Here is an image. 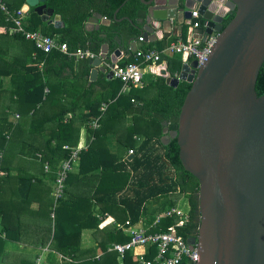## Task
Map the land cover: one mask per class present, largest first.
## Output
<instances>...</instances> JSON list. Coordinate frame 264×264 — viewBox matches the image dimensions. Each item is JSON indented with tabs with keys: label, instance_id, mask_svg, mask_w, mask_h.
<instances>
[{
	"label": "trees",
	"instance_id": "obj_1",
	"mask_svg": "<svg viewBox=\"0 0 264 264\" xmlns=\"http://www.w3.org/2000/svg\"><path fill=\"white\" fill-rule=\"evenodd\" d=\"M3 1L10 12L20 9L25 4V0ZM45 6L47 11H53V15L61 17L64 26L55 28L52 24L48 25L47 21L42 22L41 17L30 8L27 18L28 29L41 31L56 41L66 44L70 52L89 49L98 55L102 47L106 45L107 57L118 49L128 52L130 40L140 36L141 26L138 20L146 14V7L140 0H47ZM234 13L233 10L226 14L222 22L223 28L232 20ZM94 14L108 19L110 24L102 25L96 31L87 32L86 22ZM8 26L3 13L0 12V101L4 102L0 106V152L7 145L6 134L15 127L13 122L8 120L5 110L27 114L36 106L42 107L49 102V95L44 96L45 88L52 95L56 90L55 87L59 85L60 88L58 87L54 95H58V100L62 99L61 84L68 79H61V84L57 79H60L61 74L67 70L73 77L74 83L82 80L83 85L73 99L70 97V110H61V116L55 118L58 120L56 144L51 148L52 151L41 152L39 160H47L53 166L60 164L67 157V151L63 150L65 143H70L73 135H76L73 129L76 126L77 112L80 109L85 112L80 121L77 119V124L81 126L83 123L86 127L89 121L100 116V105L107 104V109L99 120V129L96 131L87 129L94 140L89 143L87 150L81 153L78 171L70 172L67 176L64 195L70 194V196L65 198L63 195L58 203L63 206L69 204L72 208L77 207L81 195L74 190L75 196H73L71 187L75 185L77 187L86 179H95L97 185L93 191L96 194L91 198L95 205L101 206L105 212L108 210L109 215L115 218L118 225L108 229V232L105 231L109 240L104 243V247L101 246L102 251L99 254L86 255L75 252L76 246L81 241L79 229L68 230L63 218L61 222L55 223V230L58 228L59 234L54 233L51 247L56 253L62 251L64 254L60 261L56 259V253L47 255V264H137L132 253H127L121 259L107 250L113 243L127 242L130 234L123 232L119 227L128 230L138 224L144 216L145 204L160 197H173L168 202L169 209L175 207L180 198L187 197V218L182 219L176 216L162 218L150 232L171 231L184 240L196 236L199 225L198 182L182 168L176 139H171L166 145L160 143L165 125L169 132L176 130L180 108L191 85L180 82L176 87H171L166 84L165 78L154 76L147 84L144 82L141 88L132 85L131 89L124 93L122 92L124 83L114 78L106 79V73H102L98 80L88 86L91 71L89 60L75 62L58 52L50 54L37 52L36 58L28 63L31 53L35 52L32 43L21 36L11 35L7 29ZM202 26L200 19V29ZM11 43L22 47L13 57H10ZM40 63H43L41 69L38 67ZM106 63H109V60ZM166 64L170 77L178 75L182 65L181 59L174 61L168 59ZM8 75L10 76L9 94L8 98H5L4 79ZM50 79L57 81V84L51 83ZM95 86L100 87V94L94 93ZM146 90L151 91V95H148ZM255 90L258 96L264 94V63L260 69ZM67 116L71 120L64 123L63 120ZM128 116L136 118L137 124L141 123L142 129L147 132L134 139L137 143L136 147L128 148L127 151H133V159L131 161L116 160L112 154L108 153L107 148H105L106 155L103 154L102 159L99 158L92 146L96 143L98 136L104 133V130H113L115 122L118 123ZM106 118L108 120L105 122ZM18 122L21 124V121ZM154 138L157 139L155 144L158 147L155 149L153 145L150 149ZM51 142L50 140L49 146ZM0 173H3L1 168ZM0 175L2 179L3 174ZM98 192L101 193L98 194ZM116 211L120 218L117 217ZM123 217L124 221H121Z\"/></svg>",
	"mask_w": 264,
	"mask_h": 264
},
{
	"label": "water",
	"instance_id": "obj_2",
	"mask_svg": "<svg viewBox=\"0 0 264 264\" xmlns=\"http://www.w3.org/2000/svg\"><path fill=\"white\" fill-rule=\"evenodd\" d=\"M46 1L25 0L22 10L31 8L42 22L63 27L61 17L47 11ZM140 1L147 26L140 30L143 42L130 40L132 52L158 30L167 37L172 21L181 18L182 24L194 10L203 23V40L217 34L205 63L198 66L184 54L178 77L160 73L171 87L191 85L176 130L169 132L164 124L162 131L168 142L176 139L180 164L199 185L197 234L186 243L197 251L196 264H264V94L255 90L264 63V0ZM94 17L110 24L98 14L88 21ZM120 54L118 49L107 57L104 45L99 58L89 60L90 81L99 71L111 79L102 61L114 68Z\"/></svg>",
	"mask_w": 264,
	"mask_h": 264
},
{
	"label": "crops",
	"instance_id": "obj_3",
	"mask_svg": "<svg viewBox=\"0 0 264 264\" xmlns=\"http://www.w3.org/2000/svg\"><path fill=\"white\" fill-rule=\"evenodd\" d=\"M95 18L96 17L86 22L85 29L87 32L96 31L100 28V26H102L100 24V20ZM145 19L146 14L142 19L138 20V24H140L141 30L143 31L144 27L147 26ZM96 20H98V22L94 23ZM180 22L181 18H179V22H176L175 20L172 21L170 30L165 32L167 37H165L164 34L158 30L155 34L149 35L143 46H140L137 49L144 50L152 48L162 51L170 43H174L176 41H186L188 38H190L191 23L189 20L183 22L182 24H180ZM59 28L62 27L59 26ZM202 29V27L201 29H197L196 33L201 34ZM10 46V57L18 54L20 52L19 48H22L21 46L17 44L15 45L13 43H11ZM120 51L121 54L125 53V51L121 49ZM120 56H118V58H120ZM32 60L33 52L28 58V63H30ZM167 60L168 58H163V62L158 65L144 67L143 73L145 84H147V82L150 81L154 76L161 77L160 73L163 71H166L168 74L166 64ZM192 60L193 59H190V61ZM105 63V61H102V67L105 65ZM102 73V71L98 72L95 81L98 80L100 74ZM61 76L62 77L57 79V81L60 82L61 79H68V81L63 82L62 84L60 82L63 92L62 99L60 98V100H58V95H54V93L57 92L58 87L60 88L59 85L58 87H55L56 90L53 91L52 95H50L49 90L45 88L44 96L49 95V102L45 103L42 107L36 106L34 109L28 111L27 114H20L17 111L11 112L5 110L7 111L5 113L7 114L8 120L12 121L15 127L14 130H11V132L5 136L7 145L4 150L1 151L2 158L0 159V168L3 170V173H0L3 174L2 179L0 175V264H37V259L40 260L38 264H47L46 260L45 263H43V259L41 257L42 253L45 252L47 255L56 253L52 250L51 244L48 242L51 238V231L46 224L48 218H51L50 206L53 198V192L52 196H50L49 191L51 189L53 191L55 171L59 163L53 166L47 160L41 161L37 159L36 154L52 151L51 148L56 144L57 141L56 125H58V120L55 118L61 116V110H70V97L73 99L80 92L83 85L82 80L74 83L73 77L70 75L69 70L63 72ZM9 78L10 76L8 75L4 79V87L6 91L5 98H8L9 94ZM106 79L109 78L106 77ZM57 81L50 79L51 83L55 82V84H57ZM93 82H91L88 78V86ZM131 86L132 85L123 87L122 92L127 93L131 89ZM146 91L148 95H151V91ZM94 93H96V95L101 93L99 86H95ZM3 103V101H0V106ZM77 114L78 116L76 115L75 119L76 126L73 129L74 134L76 135H73L70 143H65V145H69L71 147H83L90 143L91 136L90 133H88L85 125L83 123L81 126L77 124V119L80 121L85 112L80 109ZM125 119L127 118H122V120ZM69 120L71 119L69 116H67L63 121L66 123ZM107 120L108 119L106 118L105 122ZM18 121H21V124H18ZM77 126L80 128L78 129ZM136 137L137 136H134L135 140ZM50 140L52 142L49 146ZM156 140V138L153 139L150 149H152L153 145L155 146V149H157L158 146L155 144ZM105 141L106 135H104L102 132L95 141L96 143L92 145L95 148L97 155L101 159L103 157L102 155H106L107 153V149H105ZM160 143L162 145H166L168 143V137H165L163 133L160 138ZM59 155H61V153H59ZM130 156L133 155L128 156L127 151V153L124 155V159L129 161L128 157ZM45 162L50 163V171L48 173L44 171ZM74 167L75 169L72 172L76 173L79 167V160L74 165ZM96 185L97 182L95 179H86L85 182L78 184L77 187L76 185L71 187V192L75 193L74 190H77L79 193H81L83 191L89 190V192L93 194V189L96 187ZM187 205V197L180 198L176 204V206L182 208L183 211L184 209L187 211ZM115 213L117 217L120 218L118 211ZM98 218L101 220V222H105L106 219L110 218L113 220V226L118 225L115 218L109 215L108 210L104 212L103 216ZM121 221H124V217ZM82 236L83 235L81 234V241L76 246L75 252H82L86 255L99 254V252L102 251L101 246L104 247V243H107V241H105V233L103 234V237H97L98 240H93L89 243H87L86 240L82 238ZM108 246L109 244L107 247ZM13 249L35 251L38 253H36L34 256L28 254V257H23V254H20L13 258V256L10 255L11 253H15Z\"/></svg>",
	"mask_w": 264,
	"mask_h": 264
},
{
	"label": "built area",
	"instance_id": "obj_4",
	"mask_svg": "<svg viewBox=\"0 0 264 264\" xmlns=\"http://www.w3.org/2000/svg\"><path fill=\"white\" fill-rule=\"evenodd\" d=\"M0 12L5 17V22L9 33L13 36H21L26 41L32 43L35 52H33V60L36 58V53L50 54L58 52L75 62L79 60H92L99 58L98 55L92 53L89 49L77 50L70 52L64 43H60L55 39L43 34L38 30H30L27 25L28 11L25 12L22 8L10 12L5 1L0 0ZM189 22L191 23L190 38L186 41H176L170 43L164 50L148 48L144 50L136 49L134 52L128 49V52L122 53L120 58H117V63L114 68H111L110 63H105L104 67L107 71L112 72V78L120 80L124 83V87L133 85L142 87L144 85L145 66L152 67L163 62L164 55H180L186 54L189 59L197 61L198 66L206 62L213 45L216 42L217 34L206 37L203 40L202 34H197L196 30L200 28V17L196 10L190 14ZM138 42H143L142 37H139ZM125 61V63H122ZM120 63V65H117ZM43 63L38 65L41 69ZM175 77H178L176 75ZM107 109V104L102 103L99 108L100 116L89 121L86 128L90 131L99 129V120ZM94 137H90V142ZM89 145V144H88ZM88 145L83 147H71L64 145L63 150L67 151V157L59 164L55 171V178L53 183V200L54 206L62 199L64 195V188L67 176L73 171L74 165L78 162L81 153L85 152ZM133 155V151H128V156ZM37 158H41V154H36ZM2 154L0 152V159ZM44 171H50V163H44ZM188 211V206H187ZM187 211L178 206L168 209L164 216H176L182 219L187 218ZM54 217V214H51ZM161 217H157L153 226H155ZM123 232L130 234V239L125 243H113L109 246L107 251H112L119 258H123L127 253H132L137 264H196L199 257L196 249L191 250L182 237L173 232H149L142 228L131 227ZM152 255L151 257H148ZM37 264L40 262L37 259Z\"/></svg>",
	"mask_w": 264,
	"mask_h": 264
},
{
	"label": "rangeland",
	"instance_id": "obj_5",
	"mask_svg": "<svg viewBox=\"0 0 264 264\" xmlns=\"http://www.w3.org/2000/svg\"><path fill=\"white\" fill-rule=\"evenodd\" d=\"M163 58H168L169 60L174 61L180 59L181 56L164 55ZM138 96L141 97L140 94H138ZM126 118L127 119L121 120L118 123L115 122L113 130H104V134H106V148L108 149V153L112 154L113 158L116 160L124 159V155L127 153L128 148L136 147L137 143L134 140V136H140L147 133L144 129H142L141 123L137 124L136 118L134 119L129 116ZM74 169L75 167H73V170ZM117 177H119V175H117ZM49 192L50 196H52V189ZM101 192L103 193V191ZM101 192H98V194ZM94 194L96 193L91 194L89 190L79 193V195H81L78 199L79 205L75 208H72L69 204L63 206L61 203H57L54 206L52 198L50 206V217L52 213L54 214V217H51L50 219L48 218L46 224L51 231V238L48 241L50 244H52L54 233L56 232L57 234H59L58 228L55 230V223L61 222L63 218L65 220V223L67 224V229H79L80 234L83 235L82 238L86 240L87 243L93 240H98L97 237H103L105 231L108 232V229H111V227H113V220H111L110 218L106 219L105 222H101V220H99L98 217L103 216L105 210L102 209L101 206L94 204V200H92L91 198V196H94ZM69 196L70 194L64 195L65 198ZM73 196H75L74 193ZM170 199H173V197H160L147 202L144 207V216L141 218L140 222L133 227L149 230L150 232V230L154 227L153 224L156 221L157 217H161L160 220L162 218H165L164 214L169 209L168 202ZM108 240L109 238L105 236V241ZM13 251L15 253L10 254L13 256V258L20 254H23V257H28V254L34 256L36 253H38L35 251H24L19 249H13ZM59 252L60 253L57 252L55 256L58 260H60L62 255L64 254L62 251ZM41 257L43 259V263H45L47 254L43 252Z\"/></svg>",
	"mask_w": 264,
	"mask_h": 264
}]
</instances>
